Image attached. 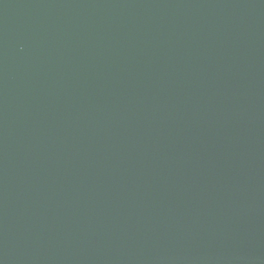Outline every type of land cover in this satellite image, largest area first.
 <instances>
[{
  "label": "water",
  "instance_id": "95a60500",
  "mask_svg": "<svg viewBox=\"0 0 264 264\" xmlns=\"http://www.w3.org/2000/svg\"><path fill=\"white\" fill-rule=\"evenodd\" d=\"M0 264H264V0H0Z\"/></svg>",
  "mask_w": 264,
  "mask_h": 264
}]
</instances>
